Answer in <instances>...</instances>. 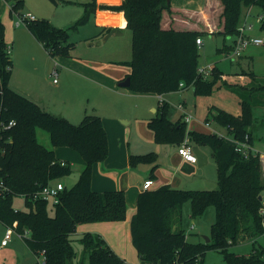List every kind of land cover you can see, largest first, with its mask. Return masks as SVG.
<instances>
[{
  "label": "trees",
  "instance_id": "obj_1",
  "mask_svg": "<svg viewBox=\"0 0 264 264\" xmlns=\"http://www.w3.org/2000/svg\"><path fill=\"white\" fill-rule=\"evenodd\" d=\"M218 1L219 8H213L208 17L202 12L176 11L166 0H123L118 7L101 6L124 12L127 28L132 33V59L125 63L131 68L127 76L131 80L128 89L143 95H164L187 88H192L195 95L212 93L221 73L215 67L211 78L199 73L197 39L205 34L223 35L234 38L235 44L240 33L242 6H257L264 14V0ZM50 2L56 6L72 4L62 0ZM23 4L24 0H14L10 15H21L19 10ZM83 7V16L69 28L55 27L47 19L28 22L27 28L52 58L69 56L75 46L70 42V33L86 25L98 8L96 0ZM261 30L264 31V19ZM5 33L0 17V122L15 123L2 132L5 153L0 155V223L6 228H15L33 254L37 258L42 256V262L37 260L32 264H74L78 226L125 221L126 193L92 189L94 165L105 161L109 154L108 135L99 116L87 114L79 124H73L45 111L11 87L13 62ZM233 49L226 45L223 50L231 52ZM169 110L170 105L164 102L158 115L148 124L155 142L180 147L189 139L193 146L209 148L216 161L218 186L211 191H191L165 185L140 193L136 214L131 219L132 243L139 258L149 264H203L208 251L218 250L231 264H264V247L246 256L229 252L242 235L249 240L264 235V179L260 156L252 154L244 159L225 137L189 131L186 122H173L169 118ZM210 114L218 125L228 129L231 137L239 141L248 137L252 145L253 116L248 101H243L239 115L216 107ZM38 129L48 132L53 148H70L84 161L79 180L71 188L65 186L58 204L34 196L44 186L69 177L73 173L72 166L59 161L54 149L39 142ZM157 160L153 152L132 155L130 165L136 168L150 164L154 172L158 168ZM17 197L24 198L26 209L15 208ZM187 202L192 206V219L203 215L209 207L215 208L210 242L188 241L183 228V208ZM50 206L53 214H50ZM79 241L83 244V259L88 264H127L100 235L86 233Z\"/></svg>",
  "mask_w": 264,
  "mask_h": 264
},
{
  "label": "crops",
  "instance_id": "obj_2",
  "mask_svg": "<svg viewBox=\"0 0 264 264\" xmlns=\"http://www.w3.org/2000/svg\"><path fill=\"white\" fill-rule=\"evenodd\" d=\"M5 1L8 2V0ZM66 1L72 2V4L64 5L75 7L74 15L77 14L80 19L84 14L83 4L91 0ZM96 4L98 8L89 22L81 26L79 30L70 33V42L76 45L78 43L76 36L83 31L85 36L81 41H84L86 49L102 50L98 52L99 55L90 54L91 56L76 57L72 54L70 58H52L28 29L7 31V38L5 37V39L11 50L18 40L25 52L22 60L25 68L21 67L20 71L14 70V57L12 51L10 53L13 62L10 85L15 91L35 101L45 111L64 117L74 124L80 123L87 114L97 115L103 120L108 135L109 154L105 161L94 165L92 189L96 192L124 191L128 205L127 217L122 222L79 225L75 236L76 238L78 236L77 239H79L80 234L84 233L100 235L114 253L124 259L127 264H149L139 258L131 237V219L136 214L137 199L140 193L144 192L145 181L154 180L151 190H156L165 185L185 190V187H188L194 178H198L196 168L198 163L192 164L185 161L179 155V147L176 145L156 143L154 133L148 127L149 122L158 115L159 108L166 102L170 105L178 104L176 106L177 112L172 113L169 118L173 122L179 120L186 122L189 131L217 134V130L213 128L208 117L203 116L206 114L207 107L200 110V117H194L191 114L190 109H194L197 113L198 105L195 95L192 96L186 91L188 88L164 95L140 94L141 96H137L138 99L132 104L128 103V100L115 98L122 88L120 83L131 73V68L129 67L128 72L126 69L119 71V68L113 69L109 65L123 62L118 57L123 55L121 53L122 48H128L132 34L127 28L124 12L100 8L101 6L118 7L123 4V0H96ZM171 4L176 11L202 12L207 17L213 8H219L218 0H172ZM11 5L8 2L9 13ZM28 13L34 15L36 19H45L42 17L46 16L44 14L36 15L33 12ZM46 17L53 19L47 20L55 27H63L59 24L60 21L55 20L56 18ZM69 27L70 25L66 28ZM18 28L20 27L17 26ZM165 28L167 27L165 26ZM233 40L235 39L233 38ZM202 42L200 47L204 45L203 39ZM28 53H34L43 59L46 65L39 69L30 66L29 62L25 64L24 60ZM128 53L126 54L128 55ZM35 55H30V57L36 58ZM53 70H57L58 73L55 91L63 90L60 106L55 103V100L44 87V81L52 76ZM60 74L62 83L59 80ZM70 88L73 93L70 92ZM193 94H195L194 90ZM180 105L184 106V110L179 109ZM251 134L253 139V129ZM254 145L255 141L253 140L252 148ZM198 147L207 155V163H209L211 160L209 149ZM151 152L158 156V168L154 172L152 170L153 165L150 164L139 165L136 168L131 167L130 157L132 155H145ZM55 154L59 161L67 162L72 166L73 173L81 174L84 169V161L79 153L67 147H56ZM69 178L73 180L72 185H74L76 180L71 178V175ZM198 183V181L192 182L193 185ZM4 226L2 223L0 224V252L8 255L9 260L7 261L17 264L35 263L37 261L36 256L33 255L23 239L18 238L17 235H14L6 246H2L7 231ZM3 230H5L4 235ZM247 240L249 237L242 235L239 243ZM10 245L12 246L10 247ZM84 262L85 259H82L81 264Z\"/></svg>",
  "mask_w": 264,
  "mask_h": 264
},
{
  "label": "rangeland",
  "instance_id": "obj_3",
  "mask_svg": "<svg viewBox=\"0 0 264 264\" xmlns=\"http://www.w3.org/2000/svg\"><path fill=\"white\" fill-rule=\"evenodd\" d=\"M13 1L14 0H8L10 4H12ZM62 1H66V0H62ZM8 2L5 0L0 1V17H2V20L5 25L6 38H7V31L13 32V30L28 29L27 25H20L18 26L20 28L17 29L16 23L18 22L19 14H14V16L10 15ZM58 6L59 7H56L52 2H50V0H24V4L20 8L19 12L21 15H25L28 12H33L36 15L44 14L46 16H50V18H56L55 20L60 21L59 24L63 26V27L56 26L58 28H66L69 25L71 26V24L73 25L75 22H77L79 17H77V14L74 15L73 12L76 11L74 10L76 9L75 7L67 6L64 4H59ZM260 14H261V9L257 6H251V7L242 6L241 18L238 25L239 30L240 31L242 30L244 24L252 25L253 27L251 30H247L244 33L245 37L262 38V39L264 38V31L261 30V20L259 19ZM46 16L42 18L49 19V17ZM49 20H53V19H49ZM84 36L85 33L83 31L81 32L80 35L76 36V41H78V43H76L75 45L76 47L74 46V49L70 51L69 56H57V57L70 58L72 54L76 57H82V56L85 57L86 55L91 56L90 54L99 55L98 52H101L102 50L96 48H92L90 50L86 49L84 45V41H81L84 38ZM202 39L204 41V45L201 47L199 46V68L205 69L207 71L209 70L212 71L213 67L215 66V68H217L220 71L221 75L217 81V84L213 89V92L208 95H195L193 94L192 88H188L186 90L188 93H191L192 96L195 95L194 97L197 100V105H198L197 113H195L194 109H190L191 114L194 117H200V110H202V108L204 107H207L206 114L203 116L208 117L209 121H211L212 123L213 128L217 130L218 135L231 139V134L229 133L228 129L218 125L213 120L212 114H210V110L214 108L213 106H215L233 115H239L242 112L243 101L244 100L248 101L252 105L253 125L251 127V130L253 129V140L255 141L253 150L259 156L262 155L264 157V89H260V87H264V44L259 46L250 45L245 51H243L241 57H236L233 55L232 52L233 50L231 52H228L227 50H223L224 46L226 45H230L232 48L235 47L234 40L232 37L228 38L223 35L205 34L204 36H202ZM11 51L14 57V70L20 71L21 67L25 68V65L22 63L25 52L23 46L20 44L18 40L13 45ZM121 53H123V55H121L118 58H121V60H123V62L121 63L124 64L113 63L109 66L112 67L113 69L119 68V71H122V69H126L128 72V70L130 69L129 66L125 63L130 62L132 59V39L129 42L128 48L127 49L126 47L122 48ZM126 53H128V55ZM30 55H35V54L34 53L26 54V58H25L26 61L24 60L25 64H28L29 62L30 66L39 69L43 68L46 65V62L37 55H35L36 58L30 57ZM211 75L207 76L206 78H211ZM59 80L62 83L61 74ZM55 85L56 84L54 83V79L52 78V76L47 78L46 81H44L45 90L52 96V98L55 100V103L58 104V106H60L63 99V95H62L63 90L55 91ZM70 92L73 93V90H71V88H70ZM125 93H129L130 95ZM137 96H141V95L129 89L120 88V93H118L115 96V98L128 100L129 101L128 103L132 104L136 101V99H138L136 98ZM177 105L178 104L170 105L169 116H171L172 113L177 112L176 109ZM37 137L42 145H44L47 148L55 150V148H53L48 132L42 129H38ZM132 144H133V139H132ZM209 154L211 157L209 163H207L202 167H200L199 164L196 165L198 178L196 179L194 178L192 182L198 181L199 183L193 185L191 182L188 185V187H185L186 188L185 190L211 191L217 189L218 185H217L216 161L210 149H209ZM262 170L264 172L263 165H262ZM60 181L64 183L68 188H71L73 186L72 185L73 180H71L69 177H64L60 179ZM14 206L16 209H23V210L26 209L24 204V198L17 197L15 199ZM49 211L50 214L54 213L51 206L49 208ZM191 213H192L191 203L187 202L183 208V228L186 230L188 241L192 243L206 242V238L210 239L211 237V227L216 220L215 208L214 207L207 208L203 213V215L195 219H192ZM193 226L195 227L194 229L192 228ZM4 229L6 230L5 226ZM5 230L2 231L3 235ZM82 236L83 234H80V237ZM77 238L75 237V241H74V247L77 251V257L74 261V264H81V261L83 259V244ZM11 246L12 245H10V247ZM260 247H264V235L254 240H247L243 243H237L235 245H232L229 248V252L235 254L236 256H243V255L246 256L253 254L254 252H256V249ZM36 259L42 262L43 258L40 255V257L39 258L36 257ZM7 260H9L8 255L4 254L3 252H0V264H11V263L17 264ZM83 264H88V262L85 260ZM203 264H231V263L225 260L224 255L220 251L210 250L206 253Z\"/></svg>",
  "mask_w": 264,
  "mask_h": 264
},
{
  "label": "built area",
  "instance_id": "obj_4",
  "mask_svg": "<svg viewBox=\"0 0 264 264\" xmlns=\"http://www.w3.org/2000/svg\"><path fill=\"white\" fill-rule=\"evenodd\" d=\"M1 1V0H0ZM259 19H264V14L259 15ZM36 20L35 16L31 13H27L25 15H19L18 16V22L16 23V26L20 25H27L28 22ZM253 27L252 25H246L244 24L242 30L239 33V36L236 38L235 47L233 49V55L236 57H241L243 51H245L250 45H263L264 44V38H247L244 36V33L247 30H251ZM196 43L200 46L202 45V39H197ZM8 53H11V47H8ZM211 70L207 71L205 69L199 68V73L203 76L207 77L211 75ZM52 76L54 78V83H57L58 79V73L57 70H53ZM181 88L184 87L183 84L180 85ZM179 109L184 110V106L180 105ZM188 120V117H187ZM15 125L14 122H10L8 125H5L4 123L0 122V155H3L5 153V149L2 147V132L9 130L11 127ZM232 145H234L236 151L241 154V156L244 159H248L252 154H257L254 152L252 145L248 142V137L244 141H239L231 137V139L226 138ZM179 155L187 162L192 164L198 163V158L194 152V146L190 143L189 139H186L182 145L178 149ZM260 160L263 165L264 169V157L260 155ZM154 185V180L148 179L145 181L143 185V190L147 191L150 190ZM65 189V185L62 182H55L50 183L46 186H44L37 194H35L34 198L43 199L46 201H51L54 204H58L60 200V195L62 191ZM17 235L19 238L22 239V235L18 234L15 231V228H7L5 237L2 241V246H6L12 239L14 235ZM27 234V233H26Z\"/></svg>",
  "mask_w": 264,
  "mask_h": 264
},
{
  "label": "water",
  "instance_id": "obj_5",
  "mask_svg": "<svg viewBox=\"0 0 264 264\" xmlns=\"http://www.w3.org/2000/svg\"><path fill=\"white\" fill-rule=\"evenodd\" d=\"M171 2H172V0H166L167 4H171ZM130 86H131V80L129 77H127L124 81H122L120 83V87H122V88H129ZM194 152L198 158L199 166L200 167L204 166L208 161L207 155L198 146H194ZM71 178L78 181L80 178V175L78 173H72ZM260 200H262V197H260ZM206 242L207 243L210 242V239L206 238Z\"/></svg>",
  "mask_w": 264,
  "mask_h": 264
}]
</instances>
